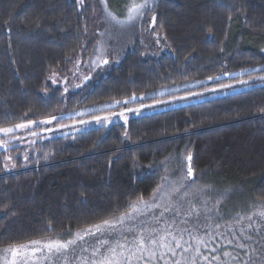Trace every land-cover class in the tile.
Returning <instances> with one entry per match:
<instances>
[{
    "label": "trees",
    "instance_id": "16d2710c",
    "mask_svg": "<svg viewBox=\"0 0 264 264\" xmlns=\"http://www.w3.org/2000/svg\"><path fill=\"white\" fill-rule=\"evenodd\" d=\"M123 4L107 0L116 15ZM104 9L102 0H0V127L38 123L31 129L38 133L33 145L16 142L0 151V250L118 215L158 184L170 189L176 181L179 187L189 155L193 178L181 188L189 192L182 203L199 207L202 221L205 200L213 209L208 224L251 215L264 205V84L126 124L54 135L55 125L72 121L68 116L76 110L120 101L93 114L114 113L148 101L129 103L133 95L226 73L235 77L220 83L263 73L257 69L264 64V0H152L127 26L112 22ZM95 55L109 63L97 59L90 80L77 90L50 81ZM62 115L67 117L58 120ZM53 116L51 124L39 123ZM204 231L202 226L199 234ZM252 235L264 242V227L259 237ZM223 244L216 236L201 251L211 260L223 251L212 253L211 247ZM240 256L247 258L242 251Z\"/></svg>",
    "mask_w": 264,
    "mask_h": 264
},
{
    "label": "snow or ice",
    "instance_id": "6c2138e0",
    "mask_svg": "<svg viewBox=\"0 0 264 264\" xmlns=\"http://www.w3.org/2000/svg\"><path fill=\"white\" fill-rule=\"evenodd\" d=\"M78 2L82 3L83 0H78ZM150 2L151 0H129L125 6L126 14L121 19L108 9L107 0H102L106 16L119 25L130 24L141 18L150 7ZM155 19L152 17L153 26ZM97 59L102 64L109 63L107 59L101 60L100 57ZM93 64L99 66L96 61H93ZM226 75L232 74L226 73ZM84 78L88 79L87 76ZM208 79L219 80L220 77H208ZM255 79L264 81V76H258ZM238 83L250 86L252 81L240 80ZM221 87L231 88L233 85L222 84ZM135 98L133 95L132 99ZM114 103L119 104L120 101H114ZM126 111L139 114L140 110L129 108ZM119 115L125 121L127 120L123 113ZM110 119V117H95L98 124L103 121L110 122ZM54 120H57V117L53 116L39 123L51 124ZM35 123L36 121L29 120L26 123L0 127V134L9 137L0 139V148L8 152L13 140L22 139L14 134L21 129H30ZM81 123L84 122L81 121ZM61 127H67V125H61ZM30 135L37 136L38 133L31 131ZM24 158L28 159L27 156ZM187 159L189 161L187 172L181 178L179 187L175 186L176 181L171 182L170 189L164 183L158 184L147 199L143 195L137 196L118 215L113 213L75 232L69 231L67 238L56 236L10 244L3 249L5 255L0 258V264H201V261L208 262V264H212V261H216L217 264H264V242L256 240L252 235V232H255L259 237L261 227H264V205H261V210L251 215L237 214L232 221H225L223 224L218 222L208 224L207 221L211 219V216L207 213H211L213 209L207 208L205 200L204 212L206 214L202 221L199 207L191 201L188 202L189 208H183L182 202L189 192L185 190L181 193V188L186 187V179L193 178L191 155ZM5 160L11 161L12 157L7 155ZM4 167L7 168L8 164ZM12 167H15V164ZM161 180L167 181L168 177H161ZM192 183H195L194 179ZM177 193H180L179 199H174ZM220 203L221 201L217 200L213 205L216 211L219 210ZM168 213L172 215L166 218ZM190 220L195 221L191 228L182 226L189 224ZM202 226L205 231L199 234ZM221 229L224 230L220 231ZM185 233L188 235V240H185ZM216 236L223 238L225 244L211 247V252L218 253L221 249L223 251L221 254L213 255L209 260V256L204 255L201 249H207L210 241ZM261 240H264V237H261ZM257 243L259 247L255 246ZM226 246H230L231 250H228ZM241 251L247 257L246 259H241Z\"/></svg>",
    "mask_w": 264,
    "mask_h": 264
},
{
    "label": "rangeland",
    "instance_id": "374dc122",
    "mask_svg": "<svg viewBox=\"0 0 264 264\" xmlns=\"http://www.w3.org/2000/svg\"><path fill=\"white\" fill-rule=\"evenodd\" d=\"M109 1V0H108ZM152 1V0H151ZM129 0H124V6L121 12L118 10L115 12L117 13V16H119L121 19L124 18L126 14V5L128 4ZM110 3V2H109ZM133 23V22H132ZM131 24V23H130ZM130 24H124L121 26H127ZM119 25V24H118ZM264 56V51L261 53ZM97 61V57L95 55V58L87 59L84 63L80 62L75 67H72L68 74L66 75H53L51 77V82L54 86L63 88L64 90H77L81 87L82 82L87 83L90 80V76H92V69L94 68L93 61ZM264 68V64L259 66L257 70H260ZM83 69V70H81ZM254 71V70H252ZM248 73V72H246ZM246 75V74H244ZM88 77V79H85L84 77ZM258 76H264V72L260 73L259 75H250L247 78H244L242 80H251L252 83L250 86H244L238 83L239 80H231L228 83H220L221 81H227L228 79H233L235 75H222L220 76V79H208V80H195L188 83H185L183 85H176L171 86L163 89H159L155 91L154 93L148 94L143 97L135 98L141 101L145 102V99L148 101L145 102V104L141 107L135 108L132 105H129L125 107L124 109H119L118 111L114 112L116 115H113L112 112H108L106 114L102 113H96L100 110L104 109H111L116 106L115 103H109L106 105H102L99 107L94 108H88L83 110H76L74 113L70 114L68 117L72 118L73 120L70 121L67 124H57L54 128V135L55 136H61L68 133H79L85 130L93 129L99 126H109L113 122H122L124 124L128 123L130 119L133 118H139L144 115L154 114L161 111H166L169 109L182 107L186 105H190L192 103H197L201 101H207L214 98H220L228 96L232 93H237L242 90L250 89L254 86H260L264 84V81L256 80L255 78ZM55 81V82H53ZM222 84H231L233 87L231 88H222ZM215 89V91H213ZM152 99V101H149V99ZM135 99H132L129 101V103H132ZM128 103V102H127ZM122 103V104H127ZM139 109V114L136 112H129L126 111V109ZM123 113L125 117H127V120L123 119L119 114ZM87 114V115H86ZM86 115V116H85ZM110 117V122L103 121L102 123H97L95 120V117ZM67 115H62L58 117V120L65 119ZM83 121L84 123H81ZM38 125V123H35L32 127ZM61 125H67V127H61ZM32 127L30 129H21L23 131V134H20L19 136L22 137L21 140H13L12 145H15L16 142H19L21 146L27 147L29 145H33V141L37 142L38 137L32 136L27 133V131H31ZM21 130H18L16 133H20ZM26 135V136H25ZM48 137V136H47ZM9 137H5L3 134H0V139H8ZM0 151H5L3 148H0ZM171 213L166 214V218L171 216ZM143 219V218H142ZM178 220L180 218H177ZM132 223V222H129ZM138 223V221H136ZM183 227H186V225H182ZM73 232V231H72ZM68 232L60 233L56 236H60L61 238H67ZM5 255L3 250H0V258H2Z\"/></svg>",
    "mask_w": 264,
    "mask_h": 264
}]
</instances>
